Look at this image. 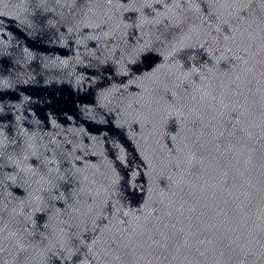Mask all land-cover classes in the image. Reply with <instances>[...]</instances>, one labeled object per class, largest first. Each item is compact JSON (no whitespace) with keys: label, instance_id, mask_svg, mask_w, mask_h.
I'll list each match as a JSON object with an SVG mask.
<instances>
[{"label":"water","instance_id":"water-1","mask_svg":"<svg viewBox=\"0 0 264 264\" xmlns=\"http://www.w3.org/2000/svg\"><path fill=\"white\" fill-rule=\"evenodd\" d=\"M0 264H264V0H0Z\"/></svg>","mask_w":264,"mask_h":264}]
</instances>
